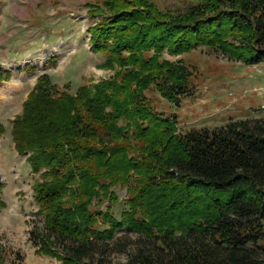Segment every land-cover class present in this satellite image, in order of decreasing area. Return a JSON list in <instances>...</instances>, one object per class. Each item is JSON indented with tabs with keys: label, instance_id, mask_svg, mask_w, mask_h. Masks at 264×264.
<instances>
[{
	"label": "trees",
	"instance_id": "obj_1",
	"mask_svg": "<svg viewBox=\"0 0 264 264\" xmlns=\"http://www.w3.org/2000/svg\"><path fill=\"white\" fill-rule=\"evenodd\" d=\"M184 1L102 0L114 12L88 29L114 74L71 92L42 72L12 119L14 147L38 173L31 238L62 264H101L123 227L139 233L127 264H264V116L181 130L144 94L149 83L169 101L194 91L164 49L264 63V0ZM116 185L128 192L119 217Z\"/></svg>",
	"mask_w": 264,
	"mask_h": 264
},
{
	"label": "rangeland",
	"instance_id": "obj_2",
	"mask_svg": "<svg viewBox=\"0 0 264 264\" xmlns=\"http://www.w3.org/2000/svg\"><path fill=\"white\" fill-rule=\"evenodd\" d=\"M131 1V0H130ZM160 8H181L184 0H152ZM102 0H0V66L9 70L0 80V264H62L55 256L38 250L31 231L41 225L42 215L33 199V173L25 155L14 147L12 119L37 76L42 72L60 89L74 92L83 83H94L114 74L104 64V51L92 49L89 26L103 14H112ZM102 9L99 10L98 8ZM162 58H178L188 65L192 94L167 100L160 88L149 83L144 94L158 111L175 115L178 127H212L228 118L264 116V100L257 87L264 80V63L246 64L219 50L197 45L189 51ZM118 200L111 211L119 217L128 207L125 186H113ZM106 199L100 207H104ZM139 233L129 227L117 229L110 239L113 249L101 264H127ZM123 244L126 248H123Z\"/></svg>",
	"mask_w": 264,
	"mask_h": 264
},
{
	"label": "built area",
	"instance_id": "obj_3",
	"mask_svg": "<svg viewBox=\"0 0 264 264\" xmlns=\"http://www.w3.org/2000/svg\"><path fill=\"white\" fill-rule=\"evenodd\" d=\"M258 93L262 96L264 100V80L257 87Z\"/></svg>",
	"mask_w": 264,
	"mask_h": 264
},
{
	"label": "crops",
	"instance_id": "obj_4",
	"mask_svg": "<svg viewBox=\"0 0 264 264\" xmlns=\"http://www.w3.org/2000/svg\"><path fill=\"white\" fill-rule=\"evenodd\" d=\"M261 63H263V62H261Z\"/></svg>",
	"mask_w": 264,
	"mask_h": 264
}]
</instances>
